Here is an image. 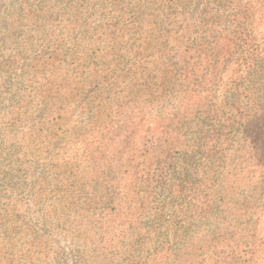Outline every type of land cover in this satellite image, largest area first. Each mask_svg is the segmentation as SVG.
Here are the masks:
<instances>
[{
    "label": "rangeland",
    "instance_id": "1",
    "mask_svg": "<svg viewBox=\"0 0 264 264\" xmlns=\"http://www.w3.org/2000/svg\"><path fill=\"white\" fill-rule=\"evenodd\" d=\"M213 1L184 0L183 27L190 38L198 35L193 32V23ZM227 1L232 7L244 9L245 0ZM167 3L168 0H0V264H74L72 255H66L73 248L77 249L75 254L80 250L86 257L85 264H116L123 243L109 239L106 251L101 250L94 228L100 210L119 207L118 201L127 206L128 198L118 188L113 193L117 201L104 205V196L110 195L103 193L106 165L118 171L119 159L110 161L106 156L104 160L96 155L94 162H100L95 171L99 183L94 182L93 174L86 175L93 180L85 179L84 187L91 194L87 192L86 200L76 205L69 203L78 197L76 191H58L52 186L55 183L51 175L49 185H43L36 169L25 173L20 168L24 165L16 164V160L45 164L46 159L39 153L47 144L55 143L69 157L78 146L74 133L88 136L90 146L101 147L102 151L109 143L111 149L130 148L137 141L132 135V123L123 125L128 130L126 138L115 137L107 142L102 135L109 129L106 136L114 137L123 118L138 110L150 112L151 129L170 127L169 118L178 109L177 99L172 101L165 88L148 100H140L138 93H127V73L117 65L106 69L107 74L93 83L84 80L96 71L102 74L97 58L89 55L115 46L113 41L118 36L148 34L147 40L155 34L166 36L170 31L164 23ZM176 28L180 30L176 26L174 31ZM255 34L264 35L263 23L258 24ZM156 49L145 43L130 45V52L143 54L148 68L141 81L162 78L159 74L166 68L167 56ZM86 60H90L87 68ZM71 67L77 68L76 74L71 73ZM64 94L69 99L54 107L53 114H49L53 109L42 110L45 103L58 102ZM93 117L100 122L97 132L92 130L98 124ZM256 136L255 154L251 138L242 137L236 142L224 173L207 195L205 205L197 210L193 230L179 242L177 253H170V264H264V127ZM155 141L151 137L150 142ZM78 205L82 215L74 224L83 239L79 246H73L67 234L44 225L40 213L45 209L70 213L69 207ZM91 211L95 215L90 216ZM53 215L54 212L50 218Z\"/></svg>",
    "mask_w": 264,
    "mask_h": 264
},
{
    "label": "trees",
    "instance_id": "2",
    "mask_svg": "<svg viewBox=\"0 0 264 264\" xmlns=\"http://www.w3.org/2000/svg\"><path fill=\"white\" fill-rule=\"evenodd\" d=\"M219 1L205 6L199 18H194L196 30L193 32H198L197 36L190 38L185 34L184 0H168L164 23L170 31L166 36L154 33L148 40V34L118 36L113 41L115 46L109 45L100 53L89 55L97 58L96 64L101 65L102 74L96 71L89 80L84 79L87 83L105 76L106 69L117 65L127 73V93H138V99L148 100L153 93L165 88L172 101L177 99L178 109L169 118L170 127L151 129L150 112L138 110L133 116L123 118L122 124L115 128L114 137L106 136L109 129L102 135L107 142L115 137L126 138L128 130L123 125L132 123V135L138 144L130 148L111 149L109 143L102 151L101 147L90 146L92 140L88 136L74 133V143L78 146L69 157L55 143L47 144L39 153L43 160L46 159L45 164L37 160H16V164L24 165L19 167L25 173L36 169L43 185H49L51 175L55 183L52 186L58 191H76L78 197L69 201L76 205L91 194L84 186L93 180L86 175L93 174L94 182L99 181L95 171L100 162H94L96 155L104 160L106 156L110 161L119 159L118 171L113 165L104 163L107 176L102 180L103 193L110 195L102 193L101 197L104 196V205L117 201L113 193L118 188L122 196L128 198L127 206L118 201L119 207L100 210L94 228L101 250L106 251L107 241L123 243L116 264H170V253L176 254L179 242L193 230L197 210L205 205L207 195L224 173L236 142L242 137L251 138L252 153H256V135L264 127V35H256L255 30L258 24L264 25V0H245L243 10L239 6L232 7L227 0H222L226 3ZM176 26L180 30L174 31ZM134 43L136 46L145 43L150 49L157 47L155 51L167 56L166 68L159 74L162 78L140 80L148 68L144 65L143 54L130 52V45ZM117 49L120 50L118 54ZM89 62L86 60V68ZM71 69V73H77V68ZM69 71L70 68L66 69V74ZM68 99L64 94L58 102L45 103L42 110L53 109L51 115L54 107ZM96 123L92 130L97 132L100 122ZM151 137L156 138L155 143L150 142ZM117 179L119 183L114 185ZM79 208V205L69 207L74 214L45 209L40 218L44 225L67 234L73 246H79L83 237L74 224L82 215ZM76 209H79L78 215ZM89 215L95 213L91 211ZM74 250L77 249L73 248L66 255H72L74 264H85L86 257L80 250L76 254Z\"/></svg>",
    "mask_w": 264,
    "mask_h": 264
}]
</instances>
